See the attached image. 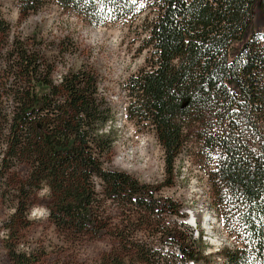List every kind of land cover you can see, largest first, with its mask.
I'll use <instances>...</instances> for the list:
<instances>
[{"label":"trees","instance_id":"1","mask_svg":"<svg viewBox=\"0 0 264 264\" xmlns=\"http://www.w3.org/2000/svg\"><path fill=\"white\" fill-rule=\"evenodd\" d=\"M13 1L24 20L55 6L91 28L122 25L141 35L144 65L123 87L126 119L152 130L171 174L183 149L195 145L188 156L209 161L214 212L237 243L220 257L225 264H264V31L255 24L257 10L264 20V0ZM9 33L0 17V36ZM9 46L0 56V132H7L0 178L28 167L4 227L11 264H48L44 248L17 250L44 187L48 220L64 244L110 239L96 259L61 255L56 264L208 263L183 223H162L166 214L184 217L180 208L111 169L115 114L97 73L70 67L55 82L56 59L68 44L33 33L12 36ZM172 245L175 253L163 251Z\"/></svg>","mask_w":264,"mask_h":264},{"label":"rangeland","instance_id":"2","mask_svg":"<svg viewBox=\"0 0 264 264\" xmlns=\"http://www.w3.org/2000/svg\"><path fill=\"white\" fill-rule=\"evenodd\" d=\"M0 17L10 26L8 39L0 36L1 57L9 51L12 36L23 38L35 33L45 43L63 41L70 46L63 58L56 59L53 81L58 82L59 76L67 68L76 69L80 65L88 66L97 73L101 94L115 114L111 169L126 172L141 183L154 187L159 198L181 209L184 217L166 214L162 223L165 226L183 223L186 230L193 233L195 245L203 250V257L208 262L202 261L201 264H225L219 252L237 243L232 235L227 234L214 212L212 189L208 182L209 161L205 157H189L190 153L196 152V147L188 145L175 161L172 174L169 173L163 150L152 130L142 125L134 126L126 119L128 97L123 87L129 76L144 65L146 53L140 51L141 35H134L133 31H127L122 25L91 28L81 19L55 6L24 20L19 17L13 0H0ZM255 24L256 29L263 33L264 20L258 10L255 11ZM2 71L0 62V79ZM2 109L8 113L5 103ZM6 135V129L0 132V159L5 151ZM27 173L28 167L21 164L12 168L5 178H0V264H11L3 246L8 234L4 227L9 225V217L14 213L17 203L20 182ZM49 203L50 193L44 187L33 199L26 219L25 237L18 245V251L30 253L44 248L48 254V264H56L61 255L82 262L96 259L108 250V238L82 244H64L48 220ZM113 207L110 201L106 202V209L111 215ZM192 218L196 228L188 225ZM199 231L203 233L201 242L198 241ZM185 235H189L188 232ZM163 251L175 253L177 247L167 246Z\"/></svg>","mask_w":264,"mask_h":264}]
</instances>
